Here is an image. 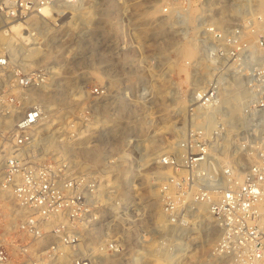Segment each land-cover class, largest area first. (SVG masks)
Instances as JSON below:
<instances>
[{
  "label": "built area",
  "instance_id": "1",
  "mask_svg": "<svg viewBox=\"0 0 264 264\" xmlns=\"http://www.w3.org/2000/svg\"><path fill=\"white\" fill-rule=\"evenodd\" d=\"M82 3L0 0V30L4 21L32 16L34 22L40 16L47 24L64 21L72 13L67 6L78 9ZM49 7L51 17H45ZM40 24L46 25L35 23L34 38L44 45ZM240 46L237 77L246 96L235 137L229 131L233 123L224 119L230 118L231 106L200 96L203 104L194 109L195 139L187 135L179 141L187 151L184 161L170 153L155 164L175 169L160 183L163 208L174 225L187 222L204 204L220 232L217 257L225 264H264V36ZM21 61L12 60L0 42V191L13 198L17 214L0 236V264H118L126 253L118 231L136 204L107 178L112 174L107 167L118 156L110 152L96 166L77 162L71 150L79 143L111 141L112 128L99 127L102 90H83L81 103L61 115L47 113L35 94L51 82V74L47 69L27 71ZM52 139L57 146L47 149ZM226 154L231 161L222 165ZM238 174L243 175L240 183Z\"/></svg>",
  "mask_w": 264,
  "mask_h": 264
},
{
  "label": "rangeland",
  "instance_id": "2",
  "mask_svg": "<svg viewBox=\"0 0 264 264\" xmlns=\"http://www.w3.org/2000/svg\"><path fill=\"white\" fill-rule=\"evenodd\" d=\"M82 2L78 9L67 6L72 10L70 20L66 17L64 21H53L44 25L47 28L40 24L38 35L44 45H39L36 52L27 51L32 47L22 50L19 47L21 43L27 44L31 32L34 36V17L27 21H4L0 35L9 30L3 40L16 41V59L24 60L22 64L27 71L50 72L51 88L60 90L58 97L61 93L78 94L71 106L56 105L51 113L61 115L81 103L83 90L88 93L95 88L102 90L97 102L99 127L117 130L109 134L111 141L104 144L100 161L91 162L96 166L103 164L104 155L110 152L118 156L108 167V174L112 173L110 180L115 186L119 182V192L126 191L125 197H134L137 203L118 231L126 251L118 258V264H184L196 251H200L198 264H225L215 253L220 232L213 219L208 218V212L198 204L194 213L186 217L187 222L174 225L163 208L160 183L175 174V169L155 164L157 159L146 160L171 149L175 142L178 146L174 145L171 151L177 149L174 154L180 162L184 161L187 151L183 149V154L179 141L187 135L195 139L198 127L194 125V109L203 104L200 96L209 98L213 104L235 106L237 110L232 113L236 115L224 119L234 125L230 137L240 130L238 117L242 112H238L237 106L244 99L237 95L242 90L237 77L240 45L244 40L254 43L258 36H264V29L258 31L254 42L246 35L261 17L259 0ZM157 5L162 7L161 11L148 13L155 12ZM48 10L44 11L45 17L51 15ZM146 26L150 29L148 33L144 32ZM182 44H190L197 50L192 61L180 59L178 46ZM44 52H49V57H43ZM32 60L33 63H28ZM179 60L185 62L189 75L180 70ZM59 84L69 88L61 90ZM212 127H208L210 132L214 130ZM55 145L53 141L48 148ZM229 161L223 159L220 163L225 165ZM250 162L246 159V163ZM120 171L133 177L129 186L122 184ZM5 202L0 199V236L5 233V225L7 229L13 226L12 220L8 224L3 218ZM160 213L164 221L158 220Z\"/></svg>",
  "mask_w": 264,
  "mask_h": 264
},
{
  "label": "bare ground",
  "instance_id": "3",
  "mask_svg": "<svg viewBox=\"0 0 264 264\" xmlns=\"http://www.w3.org/2000/svg\"><path fill=\"white\" fill-rule=\"evenodd\" d=\"M259 2H260V7H261V10H260V13H261V17L255 22V24H254V22H253V24H254V29H251V31H247V33H246V35L248 36V40H253V38L256 36V34H258V31L259 30H262V29H264V0H259ZM73 7V6H72ZM47 9V8H46ZM45 9V10H46ZM51 7H49V10L51 11ZM44 10V11H45ZM48 10V11H49ZM162 10V7L160 6V5H157L156 6V8H155V12H148V13H157V12H159V11H161ZM78 11V10H77ZM51 13V12H50ZM147 13V12H146ZM145 13V14H146ZM148 16H150V14H148ZM32 17H34V16H32ZM47 17H51V15L49 14V15H47ZM52 19L54 20L55 19V17L53 16L52 17ZM257 19V18H256ZM67 20H70V19H68V17H67ZM55 21V20H54ZM166 21V20H165ZM165 21H163L164 23H165ZM31 22H33V21H31ZM40 22H42V23H46L47 24V21H46V19L45 18H43V16L41 17H38L36 20H35V22H34V25H35V23H36V25L37 24H39ZM60 22V21H59ZM68 22V21H67ZM72 22V21H71ZM167 22V21H166ZM69 23V22H68ZM30 24V23H29ZM165 25V24H164ZM163 25V26H164ZM74 26V25H73ZM31 27V26H30ZM29 27V28H30ZM9 31V30H8ZM8 31H6V32H4V33H2L1 35H0V42H1V44H3V46H5L4 48L5 49H7V50H9V52H10V56H11V59L12 60H15L18 56H17V51H16V41H8V39L7 40H3L4 39V37L5 38H7L6 36H5V34L8 32ZM19 32H17V36H19L20 35V33H21V30H18ZM150 31V29H149V27H147L146 26V29H145V31L144 32H146V33H148ZM162 32H163V30H162ZM263 33V32H262ZM261 34V33H260ZM31 36H28V38L26 39V41H25V43H27V44H24V45H22V43L19 45V47H20V49L22 50V47H26V46H28V47H32V49H29V50H27L28 52L30 51V52H32L33 50H34V52H36V50H38V47H39V45H42L40 42H38V38H34V36H33V33L31 32V34H30ZM16 40V39H15ZM255 41V39L252 41V42H254ZM17 45V46H18ZM19 47H17V48H19ZM179 47V50H178V54H180V59H182V60H185V61H190L192 58L194 59V57L197 55V50L195 49V48H193L190 44H182V45H180V46H178ZM18 51L20 52V50L18 49ZM49 55V52H44L43 53V57L45 56V58L46 57H49L48 56ZM192 59V60H193ZM22 60V59H21ZM37 60V59H36ZM182 60H179V61H182ZM191 60V61H192ZM24 61V60H23ZM23 61H21V64H22V62ZM34 62V60H32V61H30V62H28V63H33ZM183 62L184 61H182L180 64H179V68H180V70L181 71H183V72H185L187 75H189V73L187 72V67H185V66H187V65H185V62H184V64H183ZM26 63V62H25ZM189 63V62H188ZM191 63V62H190ZM23 65V64H22ZM189 65V64H188ZM191 66V65H190ZM189 66V67H190ZM23 67L24 68H26L24 65H23ZM97 76V78L98 79H102V76L101 75H96ZM213 79V78H212ZM212 82H213V80H212ZM68 84V83H67ZM51 82H49V84L47 85V86H45L42 90H40L39 92H37L36 94H35V98L36 99H38L44 106H45V108H46V112L48 113H51V112H53L54 110H56L55 108H54V106H56V105H59V106H65L66 104H67V106H68V103H69V105L70 104H72V102L73 101H75L76 99H78V94H74V93H71V94H67V95H64L63 93H61V94H59V97H58V92L57 91H60V90H56V89H52L51 88ZM59 85H61V84H59ZM58 85V86H59ZM57 87V86H56ZM58 88V87H57ZM69 88V85H67L66 87H63L62 85H61V90H63V89H68ZM162 88H161V90H160V93L162 92ZM68 92V91H67ZM69 93V92H68ZM63 94V95H62ZM234 95H236V94H234ZM237 95H238V97L239 98H245V92H243V91H240V93H237ZM236 95V96H237ZM241 96V97H240ZM233 97V95L231 94V97L230 98H232ZM31 100H34V92L32 93V95H31ZM244 99H242V101H243ZM236 102H238V99L236 100ZM221 103V102H220ZM234 104H236V103H233L232 105H234ZM238 104V103H237ZM239 104H241V103H239ZM71 106V105H70ZM231 106V105H230ZM239 106H241V105H239ZM231 108H232V110L230 111L231 113H229L230 115H232V116H235L236 114H234V113H232V111H234V110H237L236 109V107L235 106H231ZM237 108H238V112H239V107L237 106ZM58 113V112H57ZM186 126V125H185ZM172 128H174V127H172ZM175 129V128H174ZM230 129H231V127H230ZM230 129H229V131H230ZM115 130H117V127H115V128H112L111 129V131L112 132H115ZM175 131V130H174ZM54 141V139H52L51 141H49L48 143H46V147H47V149H49L48 147V145H50V143H52ZM106 143V140L105 141H101V142H97L96 144H93V145H91V144H87V143H79V144H76L77 146H73L72 147V151L73 152H75V154H76V156H77V158H76V161L77 162H83V160L84 161H100V156L102 155V148H103V146H104V144ZM178 143H173L172 144V146H171V149L172 148H175V146H178L177 145ZM175 145V146H174ZM171 149H167V150H163V152L161 151V152H157L156 154L157 155H155V157H153V158H151V159H147L146 161L148 162L149 160H155V159H157V162H158V160L160 159V158H162V157H164L165 155H168V154H170V153H174V151H176V150H173V151H171ZM224 157V159H228L227 157H228V154H226V155H224L223 156ZM78 158H80V160L78 159ZM253 158L254 157H249V159H251V160H253ZM254 160H255V158H254ZM145 161V162H146ZM115 163V162H114ZM120 165H121V163H119ZM108 168V167H107ZM119 174V173H118ZM120 174H121V177H122V184H124V185H127V186H129L130 185V183H131V181L133 180V177H126L125 175H124V172H122V171H120ZM135 175V173H133V176ZM108 179H110V176L109 177H107ZM242 179H243V175H241V174H238V176H237V178H236V181L237 182H241L242 181ZM133 183V182H132ZM114 184H115V182H114ZM116 187L117 188H120V185H119V182L118 183H116ZM152 191H154V190H152L151 189V192ZM150 192V191H149ZM158 194H159V189H158ZM0 199H2V201H6L5 203H2V207H3V209H4V212H5V216L3 217V218H5L6 220H7V223L9 224L10 222H11V220H12V223H13V225H14V221H13V219H15V216H17V214L15 213L16 212V206H15V203H14V200H13V198H11V196H10V194L9 193H7V192H5V191H0ZM127 199V198H126ZM129 199V198H128ZM159 202H160V200H159ZM136 203V202H135ZM137 204V203H136ZM156 205L158 206V203H156ZM160 205H161V202H160ZM201 206H203V208L207 211V207H206V205H204V204H202ZM199 207H200V205H199ZM163 210V209H162ZM208 212V211H207ZM162 213V212H161ZM160 213V215H159V217H158V220L160 221V220H163V218H164V216H163V214H161ZM200 213V212H199ZM21 214V213H20ZM208 214V218L210 219V220H212L213 218L209 215V213H207ZM199 215V214H198ZM164 221V220H163ZM214 221V220H213ZM215 223V222H214ZM11 225V224H10ZM5 227H6V225H5ZM7 228V227H6ZM152 245V244H151ZM155 245V244H154ZM205 252V251H204ZM200 253V251H196V253L195 254H193L192 256H190L188 259H187V261L184 263V264H198V258L200 257L199 254Z\"/></svg>",
  "mask_w": 264,
  "mask_h": 264
}]
</instances>
